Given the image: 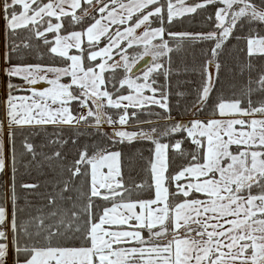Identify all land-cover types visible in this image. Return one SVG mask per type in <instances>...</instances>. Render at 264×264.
<instances>
[{
  "label": "snow or ice",
  "instance_id": "obj_1",
  "mask_svg": "<svg viewBox=\"0 0 264 264\" xmlns=\"http://www.w3.org/2000/svg\"><path fill=\"white\" fill-rule=\"evenodd\" d=\"M185 17L206 30L173 31ZM0 20V264H264V0H0ZM188 44L205 45L199 83L173 93ZM21 164L56 173L19 185L38 204L19 203Z\"/></svg>",
  "mask_w": 264,
  "mask_h": 264
},
{
  "label": "trees",
  "instance_id": "obj_2",
  "mask_svg": "<svg viewBox=\"0 0 264 264\" xmlns=\"http://www.w3.org/2000/svg\"><path fill=\"white\" fill-rule=\"evenodd\" d=\"M185 23L182 26H178L177 28L173 29V31H190V32H199L202 30H206L205 28H202L201 26V20L202 17H196V20L194 23H189L188 18H184ZM3 29V21L0 20V30ZM239 34V33H238ZM0 43L2 42V50L4 51V35H3V30H2V36L0 32ZM237 45L236 40H230V42L227 44L226 49L224 51V54L221 56V63L224 64V67L221 70L220 77L221 81H225L229 77H231L235 72L238 71V69L235 67L236 61L234 57L236 56L235 52V46ZM205 47V45L201 44H188L184 47V49L179 52V53H173V64L172 68L174 72L176 70H179L180 74L179 75H173L172 76V83H173V93L177 91V88L175 87L177 82H180L179 85V90L184 91L186 93L191 92V90L198 85L199 83V76L191 71V68L193 66L199 65L203 61V57L201 55V49ZM32 62H36L33 60ZM185 65L188 66L189 71L187 73L184 72V67ZM3 66V55L1 54V45H0V67ZM232 71H229V70ZM5 77L3 76L2 72H0V118L3 117L2 115V105H3V100L5 97ZM162 80V78H161ZM185 81H190V83H185ZM2 91V93H1ZM180 99L176 97L175 95L172 96V104L175 108V105L177 103V100ZM187 101H190L192 99L191 95L186 96L185 98ZM184 102H181V110L183 109ZM158 111V110H157ZM173 115L176 117L177 120L180 119H190L188 116H181L180 112L175 111L173 112ZM204 118V117H201ZM141 119H152L154 122L156 121V117H147V116H142ZM164 121H158V123L154 124H144L141 125L140 127L143 128H150L153 126H159L162 125ZM106 131H111V129L105 128ZM129 130H133V128H129ZM49 133L52 132V127L49 126L48 128ZM81 131H85V129H81ZM87 131H91V129H88ZM65 135H70L68 130H65ZM31 142L37 145V152H47L51 153L53 148L55 146H50V147H42V145L45 144L46 138L43 134L38 135V136H32ZM86 139L82 138L83 140ZM23 140V137L19 135V130H18V135H17V149H20L21 141ZM167 142V140H165ZM151 148V145L147 141H141L138 143H134L131 147H126L125 148V153L128 157L131 158L128 163L130 164L129 168H126L127 171H131V174L135 177L137 176V173L140 172V165L143 163V161L140 160V154H143V157L146 159L150 155L149 149ZM75 148L74 146L69 143L64 147V152L68 154L69 158H71V155L74 153ZM42 159V157H37V160ZM29 160H31L30 156H25L23 163H27ZM58 171V170H57ZM142 175V173H141ZM56 173L47 167L43 166L42 168H37L35 164L30 169H25L23 167V164L19 165V172L17 174V193L20 197L19 203L21 205H24L25 203V197H27L29 200H31L34 204H38L39 198L35 194H30L28 190L22 189L19 187L21 183H40L41 184V189L40 191L44 190L45 186V181H54L56 179ZM5 183H4V192H8V175L3 177ZM6 202H7V196H6ZM9 210L11 208L10 203L8 204ZM10 261H11V256H10Z\"/></svg>",
  "mask_w": 264,
  "mask_h": 264
},
{
  "label": "rangeland",
  "instance_id": "obj_3",
  "mask_svg": "<svg viewBox=\"0 0 264 264\" xmlns=\"http://www.w3.org/2000/svg\"><path fill=\"white\" fill-rule=\"evenodd\" d=\"M0 32H1V36H2V29L0 30ZM0 39H1V37H0ZM0 45H1V54L3 55V50H2V42L0 43ZM3 67V66H2ZM1 93H2V91H1ZM5 145H6V149H7V136H6V133H5ZM7 175H5V177H6ZM11 264V263H10Z\"/></svg>",
  "mask_w": 264,
  "mask_h": 264
},
{
  "label": "crops",
  "instance_id": "obj_4",
  "mask_svg": "<svg viewBox=\"0 0 264 264\" xmlns=\"http://www.w3.org/2000/svg\"><path fill=\"white\" fill-rule=\"evenodd\" d=\"M4 109H3V105H2V115H3ZM5 133H7V128H5ZM11 263L10 261V257H9V264Z\"/></svg>",
  "mask_w": 264,
  "mask_h": 264
},
{
  "label": "water",
  "instance_id": "obj_5",
  "mask_svg": "<svg viewBox=\"0 0 264 264\" xmlns=\"http://www.w3.org/2000/svg\"><path fill=\"white\" fill-rule=\"evenodd\" d=\"M145 59H149V58H148V57H146ZM141 63H143V61H142Z\"/></svg>",
  "mask_w": 264,
  "mask_h": 264
}]
</instances>
